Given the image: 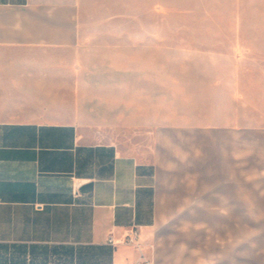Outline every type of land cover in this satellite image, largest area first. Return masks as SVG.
<instances>
[{"label": "crops", "instance_id": "crops-1", "mask_svg": "<svg viewBox=\"0 0 264 264\" xmlns=\"http://www.w3.org/2000/svg\"><path fill=\"white\" fill-rule=\"evenodd\" d=\"M155 1L0 0V264H264V125L162 122V26L128 22ZM17 53L66 70L49 118L3 117Z\"/></svg>", "mask_w": 264, "mask_h": 264}, {"label": "rangeland", "instance_id": "rangeland-1", "mask_svg": "<svg viewBox=\"0 0 264 264\" xmlns=\"http://www.w3.org/2000/svg\"><path fill=\"white\" fill-rule=\"evenodd\" d=\"M128 22L162 26L164 124L188 119L217 126L236 118L243 126L264 125V0H156L151 15H131ZM4 62L3 117L49 118L42 108L65 92L60 86L66 81L59 73L66 70L35 53H17L16 59ZM201 74L206 79H183ZM181 85L192 95H169L171 88ZM201 91L202 96L196 95ZM201 98L203 103L197 102ZM129 139L127 149L153 159V137L137 133ZM156 232L168 243V222Z\"/></svg>", "mask_w": 264, "mask_h": 264}, {"label": "built area", "instance_id": "built-area-1", "mask_svg": "<svg viewBox=\"0 0 264 264\" xmlns=\"http://www.w3.org/2000/svg\"><path fill=\"white\" fill-rule=\"evenodd\" d=\"M139 230L137 227L132 228L126 236L125 243L130 245H138ZM109 242L115 243L113 237H110ZM138 264H151L149 261L140 262Z\"/></svg>", "mask_w": 264, "mask_h": 264}]
</instances>
